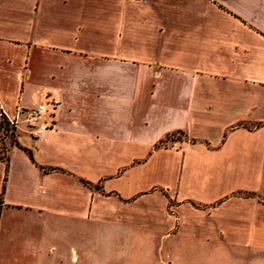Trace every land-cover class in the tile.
<instances>
[{"label":"crops","instance_id":"1","mask_svg":"<svg viewBox=\"0 0 264 264\" xmlns=\"http://www.w3.org/2000/svg\"><path fill=\"white\" fill-rule=\"evenodd\" d=\"M193 5L0 0V264H84L105 226L264 264V0Z\"/></svg>","mask_w":264,"mask_h":264},{"label":"rangeland","instance_id":"2","mask_svg":"<svg viewBox=\"0 0 264 264\" xmlns=\"http://www.w3.org/2000/svg\"><path fill=\"white\" fill-rule=\"evenodd\" d=\"M162 1L185 8L194 6L193 0ZM4 120L7 121L6 118ZM14 133L15 126L7 121L6 129L0 131V161L4 162L5 149L15 138ZM174 136L181 137L178 134ZM110 228L105 226L104 231L98 233L97 240H101V244L88 246L84 264H198L195 255H202L199 250L195 251L194 244L177 246L172 237L163 241L158 234L146 230L134 229L128 235L125 227L114 231Z\"/></svg>","mask_w":264,"mask_h":264},{"label":"built area","instance_id":"3","mask_svg":"<svg viewBox=\"0 0 264 264\" xmlns=\"http://www.w3.org/2000/svg\"><path fill=\"white\" fill-rule=\"evenodd\" d=\"M56 104L55 101H51V105L54 106ZM50 112L48 111L46 103H40L34 107H31L25 111V121L27 127L29 129L30 135L36 136L42 129H44L50 121L48 120L50 116ZM5 119L3 113L0 111V121ZM8 124L15 126V120L7 119ZM5 121V120H4ZM6 121V122H7ZM0 131H4V129H0Z\"/></svg>","mask_w":264,"mask_h":264},{"label":"trees","instance_id":"4","mask_svg":"<svg viewBox=\"0 0 264 264\" xmlns=\"http://www.w3.org/2000/svg\"><path fill=\"white\" fill-rule=\"evenodd\" d=\"M6 121H0V127H3V129L5 130L6 129ZM11 141H12V138H11ZM6 150V149H5ZM2 151H3V149H2ZM6 159H7V156L5 157V160L4 161H6Z\"/></svg>","mask_w":264,"mask_h":264}]
</instances>
